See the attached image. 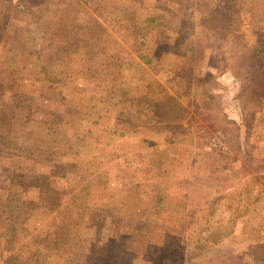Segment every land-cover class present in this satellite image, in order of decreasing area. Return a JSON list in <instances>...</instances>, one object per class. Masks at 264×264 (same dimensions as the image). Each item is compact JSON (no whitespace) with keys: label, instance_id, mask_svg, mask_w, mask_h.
I'll list each match as a JSON object with an SVG mask.
<instances>
[{"label":"rangeland","instance_id":"obj_1","mask_svg":"<svg viewBox=\"0 0 264 264\" xmlns=\"http://www.w3.org/2000/svg\"><path fill=\"white\" fill-rule=\"evenodd\" d=\"M28 1L11 0L13 6L7 8L9 15L5 16L6 9L0 14V255H9L8 263L16 264L15 260L31 254L34 246L39 244L46 253H42L40 257L44 264H125L124 260L126 264H130V258L133 257L138 258L137 264H181L185 258L184 251H190L193 255L197 251L201 253L192 257V264H231L232 257L239 264H255V259L250 260L248 257L256 249L249 247L251 240H258L257 245L259 240L264 241L263 147L255 148V166L252 169L257 176L254 178H247L245 175L242 177L243 173L240 172L237 179H234L232 173H219L214 167L202 174V177L208 175L209 189L215 186L216 178L223 177L226 180L224 195L229 200L222 203L225 204V210L231 208L232 211L236 207L232 196L240 193L257 195L262 189L261 201L253 206L255 210L250 213V229L240 219L236 233L220 243L208 242L210 247L206 251L205 248L193 251L195 241L207 240L217 223L226 221L231 216L229 213L218 214L219 208V212L225 211L216 200L220 194L209 201L194 200L187 204L180 202L178 198H172L171 201L159 200L161 206L171 205L169 210H160L170 212L175 209V213H178L158 217L165 225H173L174 222V231L143 232L135 237L132 232H120L112 228V207L115 203L120 204L121 197H129V202L121 210L125 212L132 209L133 205H143L150 201L133 199L131 195L134 194L129 189H123V192L112 191L110 178L105 185L103 174L96 180L91 178L92 174L103 167V160L102 163L95 164V160H80L74 158V155L72 161H68L64 150L65 132L74 126H88L84 117H75L77 108L70 102L73 98L81 99L84 114L92 115V120L94 117L101 118L105 107L112 105L103 103V98L110 89L105 87V79L117 80L118 74L112 67H103L102 64L107 63L108 59L112 63L113 57L99 56L97 62L88 61L90 56L84 53L61 57L63 61L46 72L41 56L29 52L25 55L26 50L39 51L37 46L40 41L30 39L39 35L40 26L29 23L25 13L29 9L24 7ZM185 1L191 6L202 3V27L195 33L197 37H201L198 41L202 44L200 50L208 48L211 53L209 64L205 63V67H232L234 60H237L236 65L239 63L240 67H264V0ZM0 4L3 7L4 2L0 0ZM39 14L40 12L33 13L35 16ZM199 15L197 12L191 18L199 20ZM231 29L237 30L234 39L228 36ZM96 31L97 29L94 32ZM81 33L83 35V30ZM128 42L129 46L133 45L130 56L135 53L144 67H149L150 62L138 50L139 45L136 46L139 41ZM179 42L187 44L190 41H173L172 47H179ZM97 43L94 41V44ZM240 46H244L241 52L238 50ZM201 58L202 52L198 51L195 59L197 64L201 62ZM178 60L179 58L176 60L175 57L165 56L157 67H177ZM181 63L180 67L184 65L182 61ZM262 69L263 81L260 82L264 83V68ZM259 73L260 71L253 72L256 81ZM257 90L259 89L253 87L252 91L259 94ZM65 118L68 119L64 124L57 123ZM24 121L29 124L20 126ZM259 122L263 121L260 119ZM216 124L215 121L210 127L212 133L217 129ZM262 124L261 130L264 133V122ZM214 137L209 136L208 140L210 138L213 141ZM213 159L216 164H221L218 160L223 158L211 155L206 163L207 167L212 166ZM202 177L198 176L196 183L185 180V184H202L199 183L204 181ZM177 184H180L178 180ZM100 185L107 187L105 194ZM179 186L181 187L178 189L183 188L182 184ZM104 196H108L106 202L102 199ZM214 199L216 201L212 202ZM189 204L190 210L194 212L201 206L202 209L198 210L200 213H185ZM239 205L244 206L245 201ZM104 208L109 211V215L103 214ZM100 210L101 216H98L96 212ZM140 213L132 216L119 215L122 218H118L119 223L115 226L125 229L134 219L147 216H141L143 213ZM104 219L106 229H102ZM158 224L161 225L159 220ZM123 240H137L139 244L144 243V247L133 249L132 252L129 250L127 254L125 249L118 247L121 258L119 262L123 263H117L115 247ZM148 241L163 242L170 246L146 247L145 242ZM257 250L260 259L256 261L263 264L264 249L260 246Z\"/></svg>","mask_w":264,"mask_h":264},{"label":"crops","instance_id":"obj_2","mask_svg":"<svg viewBox=\"0 0 264 264\" xmlns=\"http://www.w3.org/2000/svg\"><path fill=\"white\" fill-rule=\"evenodd\" d=\"M26 3L24 7L29 9V13L40 12L39 16L31 14L27 17L29 23L40 24L41 27L39 37L30 39L41 42L37 46L39 51L26 50L25 55L29 52L41 56L45 40L46 49L50 50L56 65L63 61L61 57L83 53L90 56L88 61L91 62H97L99 56L113 57L112 63L108 59L109 62L102 65L112 67L118 77L117 80L105 79V87L110 89L104 100L101 99L105 105H112L105 107L101 118L92 120V115L84 114L81 99L73 98L70 102L76 105L75 117H84L88 126H74L65 132L64 151L68 161H72L74 155L80 160H95V164L103 160V167L91 178L96 180L103 174L105 185L110 178L112 191L129 189L134 194L131 195L133 199L150 201L145 203L147 205H133L127 212L121 211L120 215L132 216L142 212L141 216H147L134 219L133 223H126L125 229L118 228L117 231L132 232L137 237L143 232L176 230L174 222L173 225H165L158 219L159 216L177 215L176 210H160L161 207L154 202L179 199L175 195L177 180L196 183L197 177H202L212 167L219 173H232L234 179L240 172L242 177L257 176L252 166H255V148L263 147L264 150V133L261 130L264 108L257 110L253 106L257 98L256 92L252 91L257 86L253 72H261L264 67H205L211 53L208 48L200 50L202 44L198 41L201 37L195 33L202 27V3L195 6L185 0H29ZM2 6L0 14L6 9L5 16L9 15L7 8L13 3L6 2ZM197 12L200 13L199 20H193L191 17ZM61 24H65L64 29L58 28ZM98 27L101 29L94 32ZM235 31L231 29L228 33L231 39L236 38ZM74 38L79 39V44L72 48L68 41ZM97 40L99 42L94 44ZM131 40L139 41L136 46L139 45L138 50L150 62L149 67H144L135 53L130 56L133 45L129 46L128 41ZM181 40L190 42H179V47H172L173 41ZM198 51L202 52L199 64L195 60ZM165 56L179 58L177 67H157ZM180 60L184 63L182 67ZM67 119L56 122L64 124ZM260 119L263 122H259ZM215 121L217 129L212 133L210 127ZM218 133L225 137V151L212 146L210 138ZM211 155L223 158L218 160L221 164H216L213 159L212 166L207 167ZM194 176L197 177L194 179ZM207 177L203 175L204 181L199 183L207 185ZM215 180L211 192L199 196V200L209 201L220 194L218 204L225 210L222 203L229 200L224 195L226 180L223 177ZM105 185H100L104 194L107 192ZM249 194L232 196L236 207L224 212H219V208L218 214H234L244 197L256 196ZM107 198L104 196L102 199L106 202ZM190 205L185 213H200L201 206L196 205L199 208L194 212ZM96 213L101 216V210ZM103 214L107 216L109 211L104 208ZM102 225V229H106V219ZM120 242L115 247L117 263H123L119 262L118 247L125 249L126 254L129 250L132 252L144 247V243L139 244L137 240ZM145 243L146 247L170 246L158 241ZM259 245L264 249L263 240H259ZM0 256V264H10L9 255ZM130 259V264H137V257ZM255 264L259 263L256 261Z\"/></svg>","mask_w":264,"mask_h":264},{"label":"trees","instance_id":"obj_3","mask_svg":"<svg viewBox=\"0 0 264 264\" xmlns=\"http://www.w3.org/2000/svg\"><path fill=\"white\" fill-rule=\"evenodd\" d=\"M1 1L6 3V2H10L11 0H1ZM53 1H55V0H53ZM25 13H26V16L33 14V13H29L27 11H25ZM35 13H38V12H35ZM69 25L71 27V30L73 31L72 25L71 24H69ZM39 26H40V24H39ZM58 28L64 29L65 24H61V26L58 25ZM100 29H101V27H98L97 31H99ZM40 31H41V27H40ZM35 37H39V35H37ZM46 42L47 41H45V40L42 42L43 47L40 50V54L44 60V70L46 69V72H50L51 71L50 67H56L55 66L56 62H55L54 57L51 55L50 50L46 49V46H47V45H45ZM97 42H99V40H97ZM68 43H69L70 47L73 48V46H76L79 44V39H75V38L70 39L68 41ZM243 47L240 46L238 50L241 52L242 51L241 49ZM45 49L47 51H45ZM239 54H238V56H239ZM233 62H234V65L232 67H240L239 63L236 65L237 60H234ZM256 69H259V68L256 67ZM245 75H247V74H245ZM262 76H263V73L260 72L258 74V77H257L258 81H257V86H256V89H259L257 91H259L260 93L256 94L257 98H256L255 103L253 104V106L257 110L264 108V86L262 85L263 84ZM260 80H262V81L260 82ZM258 95H259V97H258ZM245 101H246V99H245ZM25 123L29 124L28 121H26V122L24 121L21 123L20 126H24ZM180 184H182L183 188L178 189L179 187H181V186H179ZM180 184H177V183L175 184V192H180L178 194H176V193L175 194L178 195V197H179L178 200L184 204L185 203L187 204L188 201L199 200V198H200L199 196L202 197V196L207 195L211 192V190L208 188V186L206 184H198V185H191V184H185V183H180ZM164 189H165V187H164ZM262 195H263V191L261 189L254 198H251V197L245 198L244 197L241 200V202L244 200L245 205L244 206L239 205V207L235 210L234 214H232L226 221L217 223V226L212 230V232L208 236L207 240L204 241V240L198 239L197 241H195V243H194L195 245L193 246V251H195L196 249L199 250V249H204V248L206 251L210 247L209 245H207L208 242L210 244L212 242L213 243H220L223 241V239H225L229 235L236 233V227L240 224L239 223V221H241L240 219H242L244 224L247 225L246 228L250 229L251 228V225H250L251 224V220H250L251 210H255L253 208V206H255L257 203H259L261 201ZM216 200L214 199L212 202H214ZM166 201H171V199H167ZM128 202H129V197L126 196V197L120 198V204L115 203L113 205V207H112L113 215H112L111 222L113 224L112 228L114 230L119 228V227L115 226L116 224L119 223L118 218H122V217H119V215H120L119 213L121 212V210L124 208V206ZM155 202H156V205L161 207V208L168 206V205L161 206L159 200H156ZM169 206H171V205H169ZM257 244H258V240H251V242L249 243V247L256 248V249L250 253L248 258L250 260L255 259V262H256V260L259 261V259H260V253L257 250V248H258ZM38 246H39V244L34 246L33 251H31V254L25 256L26 258L21 259V257H19L20 259L15 260L16 264H44L40 257L42 256V253L43 254H46V253L43 251L44 250L43 248H41L40 246L38 247ZM183 254H184L185 258H183V260L181 261V264H192L193 263L192 257L198 256L201 253L197 251V253L193 255L190 253V251H184ZM238 259H240V257H238ZM14 264H15V262H14ZM231 264H239V263H238V260L235 259V257H232Z\"/></svg>","mask_w":264,"mask_h":264},{"label":"built area","instance_id":"obj_4","mask_svg":"<svg viewBox=\"0 0 264 264\" xmlns=\"http://www.w3.org/2000/svg\"><path fill=\"white\" fill-rule=\"evenodd\" d=\"M212 146L214 148H218L222 151H225L227 149L226 142H225V137L222 133H218L213 141H212Z\"/></svg>","mask_w":264,"mask_h":264}]
</instances>
